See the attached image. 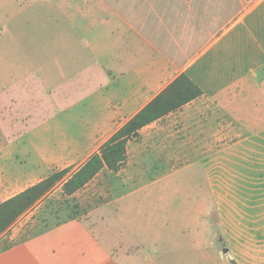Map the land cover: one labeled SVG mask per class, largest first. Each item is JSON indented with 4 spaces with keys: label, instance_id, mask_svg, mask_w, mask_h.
<instances>
[{
    "label": "rangeland",
    "instance_id": "obj_1",
    "mask_svg": "<svg viewBox=\"0 0 264 264\" xmlns=\"http://www.w3.org/2000/svg\"><path fill=\"white\" fill-rule=\"evenodd\" d=\"M72 1L83 0H9L0 11V181L20 179V189L54 170L77 171L125 121L113 118L114 128L89 134L128 93L132 59L154 55L147 44L136 48L135 41L131 50L117 35H104ZM157 139L141 134L124 169L105 168L74 195L58 185L18 226L26 236H45V249L58 246L55 264H86L93 253L88 264H235L217 214L210 220L203 212L208 152L156 149ZM72 223L85 231L55 232Z\"/></svg>",
    "mask_w": 264,
    "mask_h": 264
},
{
    "label": "crops",
    "instance_id": "obj_2",
    "mask_svg": "<svg viewBox=\"0 0 264 264\" xmlns=\"http://www.w3.org/2000/svg\"><path fill=\"white\" fill-rule=\"evenodd\" d=\"M68 4L81 8L88 23L102 25L104 35H117L131 50L135 41L136 48L147 44L154 54L132 59L128 93L119 100L117 110L102 125L91 127L89 134L95 136L99 128L106 133L114 128L113 118L125 119L108 140L174 79L186 74L203 94L144 126L140 133L161 137L162 142L154 141L156 149L169 151L175 146L172 150L178 152H208L204 156L208 185L204 200L208 203L201 202L208 205L204 216L211 220L217 214L232 263L264 264V0H83ZM8 6L9 0H0L2 14ZM127 31L131 38L126 37ZM107 61L103 62L105 70L112 74ZM90 148L89 144L85 150ZM20 184V179L3 178L0 202L30 186L20 189ZM19 221L0 236V264H55L60 258L58 246L45 249V236H26ZM69 228L85 231L84 225L72 223L55 225V232L64 231L66 236ZM22 235L25 238L5 244ZM214 236L217 239L216 231ZM94 258V253L87 256L86 264Z\"/></svg>",
    "mask_w": 264,
    "mask_h": 264
},
{
    "label": "trees",
    "instance_id": "obj_3",
    "mask_svg": "<svg viewBox=\"0 0 264 264\" xmlns=\"http://www.w3.org/2000/svg\"><path fill=\"white\" fill-rule=\"evenodd\" d=\"M202 94V89L194 81L186 74H180L123 124L77 171L68 175L69 168L54 170L20 193L0 202V236L58 185L62 186L64 195L71 196L84 188L101 170L107 168L119 172L124 169L129 159V143L140 138V130L144 126L180 109Z\"/></svg>",
    "mask_w": 264,
    "mask_h": 264
},
{
    "label": "built area",
    "instance_id": "obj_4",
    "mask_svg": "<svg viewBox=\"0 0 264 264\" xmlns=\"http://www.w3.org/2000/svg\"><path fill=\"white\" fill-rule=\"evenodd\" d=\"M30 210H31V209H30ZM30 210H28L26 213H24V214L20 217V219L23 218L24 216H26L27 213H29Z\"/></svg>",
    "mask_w": 264,
    "mask_h": 264
}]
</instances>
